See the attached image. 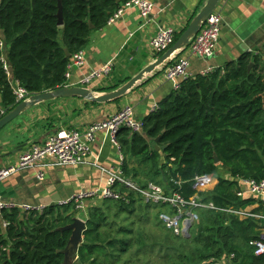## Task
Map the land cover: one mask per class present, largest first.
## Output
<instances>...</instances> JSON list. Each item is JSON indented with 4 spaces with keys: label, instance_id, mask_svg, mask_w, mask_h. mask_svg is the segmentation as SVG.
<instances>
[{
    "label": "trees",
    "instance_id": "trees-1",
    "mask_svg": "<svg viewBox=\"0 0 264 264\" xmlns=\"http://www.w3.org/2000/svg\"><path fill=\"white\" fill-rule=\"evenodd\" d=\"M126 1L62 0L64 25L60 27L59 0H0V41L6 44L16 80L31 94L68 86L71 58L66 50L72 57L83 51L92 34L105 28ZM1 58L0 49V118L16 106ZM158 137L160 146L167 147L162 168L160 154L152 148ZM116 138L125 156L126 177L141 186L148 182L168 185L189 198L195 194L192 181L196 176L214 174L218 183L201 194L204 202L218 208L256 203L251 197L239 198L237 191L239 179H264L262 55L248 53L206 75L184 79L144 119L141 133L121 127ZM173 179L181 186H174ZM118 189L130 192V202L105 200L89 207L75 264H159L153 258L156 255L165 264H211L231 255L235 264H264V256H256L251 245L259 238V221L201 210L190 239L174 236L179 248L157 247L149 233L136 229L140 223L135 217L137 203L143 204L140 197L126 187ZM75 216L73 207L65 205L29 215L17 209L5 211L3 219L9 226L3 231L0 223V264H63L72 233L60 229L72 224ZM158 248L161 253H156Z\"/></svg>",
    "mask_w": 264,
    "mask_h": 264
},
{
    "label": "crops",
    "instance_id": "crops-1",
    "mask_svg": "<svg viewBox=\"0 0 264 264\" xmlns=\"http://www.w3.org/2000/svg\"><path fill=\"white\" fill-rule=\"evenodd\" d=\"M206 1H159L148 23L141 18L137 9L127 10L114 24L92 34L82 51L85 65L71 71L68 86L86 87L99 94L106 93L113 86L121 87L158 59L150 42L159 29L170 27L175 30L176 36H181ZM218 10L222 12L224 19L215 55L208 60L192 59L189 77L223 68L227 63L236 62L248 53L260 54L264 60V0H221ZM0 38L3 39L1 29ZM5 53L8 59L7 49ZM108 62L113 63V72L109 77L95 79L88 85L81 84L86 77ZM165 72V68H159L116 102L88 105L82 99L67 98L29 109L0 131V168L17 164L32 145L44 143L60 129L88 131L128 106L134 109L135 120L143 122L174 90V85L166 79ZM58 108L67 114L65 128H59V122L53 118ZM90 150L86 164L49 168L44 181L38 179L34 170L23 171L0 181V202L54 207L78 194L104 189L108 176L99 167H121V156L124 154L110 140L105 130L96 133ZM100 204L99 199L87 202L86 215L89 207Z\"/></svg>",
    "mask_w": 264,
    "mask_h": 264
},
{
    "label": "built area",
    "instance_id": "built-area-1",
    "mask_svg": "<svg viewBox=\"0 0 264 264\" xmlns=\"http://www.w3.org/2000/svg\"><path fill=\"white\" fill-rule=\"evenodd\" d=\"M163 0H127L112 15L108 25L114 24L129 9H137L141 18L148 23L154 13L156 3ZM223 14L218 8L210 15L204 23L199 34L191 41L190 45L173 57L172 64L166 69L165 77L174 85V90L179 89L181 81L188 78V71L191 67L192 59L208 60L214 57L219 44L223 25ZM176 42V32L173 28L162 27L152 38L150 47L158 56H162ZM3 67L16 98V105L29 100L33 95L21 86L13 75L12 67L6 57V44L0 41ZM85 65L84 53L81 51L71 57L67 67L66 78L70 79L71 71L74 68H81ZM113 72V63L108 62L100 70L86 77L81 84L88 85L93 80L101 77H109ZM210 72V71H209ZM208 72L202 74L206 75ZM157 109V107H156ZM155 109V110H156ZM121 127H127L133 132L141 133L143 122L136 121L134 109L126 107L116 116L107 121L93 126L88 131L82 132L77 129H60L51 134L44 143L32 145L23 153L19 162L11 167L0 168V181L8 179L23 171L34 170L40 181L45 180L46 170L49 168L75 166L86 164L91 154L90 145L96 139V133L105 130L110 140L117 145V134ZM125 156H121V167L102 168L104 174L108 176L107 185L104 189L81 193L77 196L60 202V205L72 206L77 218L87 220L86 205L92 200H114L130 202V192H122L118 186L126 187L134 192L145 205L155 206L158 211L159 221L175 237H183L187 223L191 221L193 227L200 221L201 210H214L236 216L239 220L245 221L253 219L260 222L259 238L251 243L255 248V255L264 256V179L261 181L252 179H239L240 189L237 191L239 198L251 197L256 199V203L246 208H218L213 203L203 201L201 194L213 190L218 183V177L214 174L196 176L192 181V189L195 194L192 197H184L177 189H170L168 185L162 186L154 182H148L146 186H141L135 181L127 178L123 171ZM97 166V165H96ZM174 186H181V182L173 179ZM45 206L18 205L13 202H0V223L3 231H6L9 223L3 219L5 211L11 212L17 209L22 215H29L31 212L42 213ZM193 229V228H192ZM191 229V230H192ZM234 255L222 261H215L211 264H235ZM77 257L76 260H78Z\"/></svg>",
    "mask_w": 264,
    "mask_h": 264
},
{
    "label": "water",
    "instance_id": "water-1",
    "mask_svg": "<svg viewBox=\"0 0 264 264\" xmlns=\"http://www.w3.org/2000/svg\"><path fill=\"white\" fill-rule=\"evenodd\" d=\"M221 0H207L204 7L198 13V15L192 20L186 31L177 39L175 44L166 51L162 56H160L154 63L150 64L144 68L139 74L129 80L127 83L117 88L116 90L106 92V93H95L91 89L86 87H71L65 86L54 91H48L40 94H33L29 100L23 101L16 105L12 110L5 113L3 117L0 118V131L15 121L22 114L27 112L29 109L38 106L42 103H47L57 99H67V98H79L89 103L95 104H106L114 102L126 96L137 84L142 82L148 75L153 74L159 68L167 69L173 62V57L183 50H185L191 43V41L199 34L204 23L210 17V15L218 8ZM58 24L60 27L64 25L63 17V6L62 0H59V13H58ZM245 52V51H244ZM66 55L68 58L72 56L66 50ZM253 64L250 65V68ZM160 137H158L152 144V148H155L160 154V168L165 164L164 152L166 146H160ZM216 164H219V159L216 158ZM193 228V223L189 221L185 229L184 238H191V229ZM61 231H70L72 233L70 242L66 250L64 251L65 260L63 264H75L78 260V250L79 247L84 242V233L87 230V221L75 217L72 224L60 229Z\"/></svg>",
    "mask_w": 264,
    "mask_h": 264
},
{
    "label": "rangeland",
    "instance_id": "rangeland-1",
    "mask_svg": "<svg viewBox=\"0 0 264 264\" xmlns=\"http://www.w3.org/2000/svg\"><path fill=\"white\" fill-rule=\"evenodd\" d=\"M53 118H55V120L59 122L58 124L59 128L66 127L64 125V122L67 120L68 117H67V114H65L63 109L58 108ZM60 123H62V126ZM137 208L138 210H137L135 217L137 219H140V223H138V225L136 226V229L141 228V229H144L147 234L149 233L150 237L157 244V247H160V246L167 247L169 245V246L179 248L180 242L171 233H169V231L159 221L158 211L156 209L150 208L148 210L145 207L144 203L142 204V206H140V203H137ZM117 225H121V221H118ZM156 253H161L159 252V248L156 249ZM153 258L156 261H158L159 264H165L162 262L161 256L156 255Z\"/></svg>",
    "mask_w": 264,
    "mask_h": 264
}]
</instances>
